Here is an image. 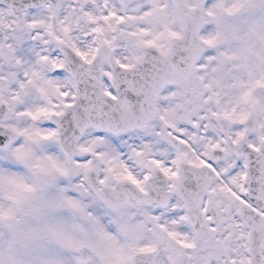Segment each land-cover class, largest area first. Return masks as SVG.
Segmentation results:
<instances>
[{
	"label": "snow or ice",
	"instance_id": "obj_1",
	"mask_svg": "<svg viewBox=\"0 0 264 264\" xmlns=\"http://www.w3.org/2000/svg\"><path fill=\"white\" fill-rule=\"evenodd\" d=\"M0 264H264V0H0Z\"/></svg>",
	"mask_w": 264,
	"mask_h": 264
}]
</instances>
